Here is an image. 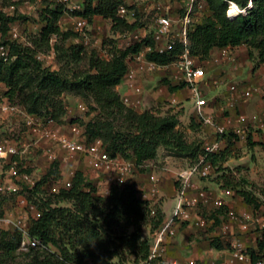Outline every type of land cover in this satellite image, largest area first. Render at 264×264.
Masks as SVG:
<instances>
[{
	"label": "trees",
	"instance_id": "16d2710c",
	"mask_svg": "<svg viewBox=\"0 0 264 264\" xmlns=\"http://www.w3.org/2000/svg\"><path fill=\"white\" fill-rule=\"evenodd\" d=\"M6 6L15 5L13 0H3ZM34 2L35 0H21ZM211 16L195 25L189 35L190 50L201 61L208 60L214 49L236 48L247 45L257 49L264 60V0H207ZM229 2L246 12L234 20L227 17ZM251 4V6H250ZM126 0H85V16L91 24L99 16L110 20L115 31H133L136 26L119 17L118 13ZM129 9V8H128ZM69 13L64 4L47 6L41 11L43 27L27 46L10 40L11 24L19 18L0 12V48L7 47V59L0 57V95L12 103H18L27 113L51 116L61 124L66 116L64 92L94 96L100 114L86 123V132L92 139L100 138L112 156H122L135 163L144 172L143 166L156 159L160 147L176 156L196 162L203 150L187 142L179 130V114L156 117L151 112L137 113L125 106L117 87L122 84L127 71V58L137 53L142 45L129 46L111 57L103 58L94 50L90 54L84 47L74 46L67 50L58 43L76 37L73 31H64L60 19ZM55 48L64 58L78 62L89 61V70L81 75L67 77L59 71L43 67L39 53ZM149 60L166 65L173 58L166 55L148 54ZM2 87L5 92L1 94ZM185 87L169 86L170 92ZM121 118L123 126L116 128ZM193 122V119H192ZM191 127H193L191 125ZM217 155L211 157L216 165ZM54 166H58L55 162ZM121 188V189H120ZM247 204L255 210L259 204L245 192H239ZM57 201L72 204L73 208H52L44 202L38 218L30 224L29 234L40 241V246L31 249L30 264H126L125 254L134 257L133 264H149L152 238L143 236V223L150 222L155 232L164 222L165 214L160 209L151 216V202L142 200L134 184L114 186L107 197L98 194L95 185L82 171L72 178V187L62 189L55 195ZM258 214V213H257ZM131 229V230H130ZM23 235L19 230L0 234V257H10L19 251ZM217 249L222 247L213 241ZM51 247L60 256L51 254ZM260 253L264 250V232L258 241ZM50 255L47 256V254ZM255 258L253 251L250 252ZM120 258L114 263L113 259Z\"/></svg>",
	"mask_w": 264,
	"mask_h": 264
},
{
	"label": "rangeland",
	"instance_id": "374dc122",
	"mask_svg": "<svg viewBox=\"0 0 264 264\" xmlns=\"http://www.w3.org/2000/svg\"><path fill=\"white\" fill-rule=\"evenodd\" d=\"M12 2H15V5L6 6L5 2L0 0V12L19 18L16 22L11 24L8 38L27 46L32 45V39L38 36L44 25L40 18L41 11L47 6H55L60 3L58 0H35L34 2L13 0ZM68 2L69 4H84L82 0H69ZM155 2L158 1L126 0V5L129 8L128 22L134 24L136 28L130 32L115 31L112 29L110 20L99 18L90 24L86 33L87 39L75 31V20L73 15L66 13V18H73L74 23L73 28L67 31H73L76 37L65 42L58 41V43L64 50L74 46L84 47L88 54L95 50L97 54L103 58L107 56L111 57L114 53L119 52V50H124V48H128L129 46L140 44L138 43L137 37H141L144 44H150L152 42L155 22L157 16L160 14L154 7ZM202 2L205 6L198 12L196 25L204 22L211 16L207 0H202ZM162 4L169 6L172 14H174L176 18L183 14L184 3L181 0H162ZM177 25L176 23L175 30H177ZM52 42L53 45L51 50L39 53L40 61L44 68L51 71H59L67 77L88 72L89 61L86 57L78 62H73L68 58H64L62 53L56 50L55 38L52 39ZM241 48L245 56L244 64L246 68L245 70L243 69V76L239 77L238 81L235 80L232 84H244V86L252 89L254 91V96L248 102L250 103L249 106H255L257 102L260 101L264 109V60L260 57L257 49L250 48L247 45H241ZM213 59L212 57L211 60ZM173 76L170 69H160L150 74H144L140 79V85L144 89L143 105L140 109L132 110L139 114L151 112V114L160 118L168 114H179V130L185 135L187 142L200 146L203 150L205 143L214 141L216 135L212 128L204 126L195 118L193 103L190 102L191 98H189V96L183 101L173 100L175 96L169 91L167 85V83L175 82ZM209 81H213L212 83L215 84V78H211ZM242 81L243 83H241ZM247 82H253V84ZM4 92L5 88L2 87L1 94ZM117 92L123 103L122 97L124 92L121 89L118 90V88ZM156 96H159V99H155ZM212 97L213 96L207 97V99L210 100ZM216 98L217 99L212 102L214 105L213 113L217 118V122L223 123L228 116V113H225L222 109L226 104L225 99L222 98V96ZM63 100L67 109L66 116L61 123L64 126L67 125L68 122L76 119L82 122H89L97 118L100 114L99 110H96L98 104L92 95H80L67 90L64 92ZM80 103H83L89 108V113L84 114L78 110V105ZM16 104L18 103L16 102ZM237 113H240L238 109ZM191 125L193 127H191ZM121 126H123V121L119 118L118 122L115 123V127L117 129H122ZM249 136L248 134L247 140L239 138L234 133H230L226 136L224 147L222 151L217 154V158L215 159L216 165L214 166L212 174H210L208 178L195 179L199 187L198 191L205 192L209 197V201L205 204L202 203L197 210V212L201 213V215L209 221V226L206 229H201L200 232H196L194 236L198 234L202 242L207 243L205 249L208 250L207 254L210 255L211 261H214L212 264H224L226 260V255L222 252L220 253L216 249L213 241L217 240V243L219 240V242H221V236L218 235L221 234L219 227L222 225V218H226L227 208H230L225 205L220 209H214L213 206H210L213 198H222L225 202L230 201L229 203L233 204L231 207L233 209L236 207H243L244 205L251 206L252 212L255 214L259 213V215L264 218V146L252 140L250 141ZM5 140L11 143H20L19 145H22L24 142L33 143V137L24 127L21 115L0 118V143ZM20 162V172L28 174L32 182L26 183L21 180L17 181V186L20 188L19 195L0 194V234L2 232L12 233L15 230H19L14 223L11 222L6 224L3 222L4 219L13 220L15 222L17 220H22L25 228L29 232L31 221L33 218L39 217L40 209L44 202L50 203L52 208H73L70 203L57 201L55 195L62 190L64 180L71 179V174L79 171V168L83 170L82 163L84 159L74 158L68 161H58V166L56 167L54 163L50 162L44 155L42 144L41 146H32ZM193 163L194 160L178 157L172 151L160 147L156 159L147 162L146 165L143 166L144 172L136 168L134 177L127 181L125 185L112 184L110 188L114 186L124 187L128 184H134L135 186L137 184L143 188H147L153 183H157L159 186V194L150 204L151 209L154 210L151 216L154 215L155 210L160 209L164 212L165 218H167L170 216L175 204L176 194L173 193V191L174 189L176 191L177 187V174ZM0 170L5 171L3 175L5 182L11 181L7 174V164L0 163ZM84 174L87 179L95 185L100 196L103 198L108 196L105 195L104 191V186L107 183V176L102 170L95 168L94 172L87 171ZM146 175L150 176L149 180L144 179ZM57 186L60 187L58 193L54 191V188ZM163 189H169L171 191L168 193V191H164ZM239 192H245L250 199L258 203L260 206L259 209L255 210L253 204H247ZM19 196H24L28 203L34 206V209L31 211L21 207L18 203ZM183 226H189V223ZM250 228L251 231L248 234L251 236L255 233L262 234L264 232V228L262 229L257 225H251ZM153 235L154 231L152 230V224L149 221L143 223L144 238L150 240ZM237 236L245 243L246 235ZM229 237H232V235L230 234ZM179 238H182V234L178 235L176 242ZM225 242L229 249L230 244L226 239ZM257 245L258 241L254 243V246ZM29 252L17 251L10 257H0V264H30L32 257L29 256ZM250 252L251 250H249V253ZM51 254L60 256V253L53 247H51ZM48 255H50V253H48L47 256ZM125 258L128 260L126 264H133L134 257L132 255L126 253ZM120 260V258L115 257L113 262L118 263ZM85 264L92 263L90 260H87Z\"/></svg>",
	"mask_w": 264,
	"mask_h": 264
},
{
	"label": "built area",
	"instance_id": "2783aa9c",
	"mask_svg": "<svg viewBox=\"0 0 264 264\" xmlns=\"http://www.w3.org/2000/svg\"><path fill=\"white\" fill-rule=\"evenodd\" d=\"M47 1V0H39ZM64 4L68 12L73 15L75 20V31L87 39V30L90 23L81 13L84 12V4H69V0H58ZM154 3L156 10L160 12L157 16L154 31L152 34V42L144 44L142 38H138V43L142 45L141 49L132 54L127 62H136L137 70L142 73H153L160 69L175 68L176 79L184 83L191 92L194 100V112L197 120L204 126L213 129L216 139L211 143H205L203 153L199 159L188 168L177 174V187L175 195V204L173 214L170 218L164 220L162 225L154 232L152 237V245L149 253V264H160L167 252L169 240L173 239L177 234V227L184 224H192L199 229H206L209 221L201 214H197V210L202 203H207L209 197L205 192H199V187L195 182L197 178H208L214 171L211 157L220 153L224 147L225 137L230 133L236 134L239 138L247 140L249 134V121L245 114L236 113L235 117H231L230 113L237 112L241 103L249 102L254 96V91L250 88H240L238 85H231L228 89L229 95L222 108L228 113L225 122L218 123L214 113L207 112L209 101L204 95L202 85L206 82V68L204 62L194 56L190 50L189 35L194 29L197 22L198 12L204 8L202 0H181L184 3L183 14L176 18L172 14L170 7L162 4V0ZM251 5V4H250ZM237 8L238 14L232 16L231 9ZM245 9H241L233 2H229L227 17L234 20L239 15L245 13ZM119 17L128 21L129 9L122 6L118 13ZM177 30H175V24ZM148 54L166 55L172 61L166 65H160L149 60ZM9 49L7 47L0 48V57L7 59ZM39 60L40 57L38 56ZM129 63V64H130ZM128 64V65H129ZM136 78V69L128 68L125 79L133 81ZM217 85L219 81H214ZM264 82V79H263ZM137 95L142 94V88L136 87ZM123 104L133 110L141 108L142 101L140 98L132 99L129 95L122 97ZM78 110L81 113H89V108L80 103ZM21 115L24 127L33 137V143L24 142L11 143L10 141H2L0 143V163L7 164L11 181L5 182L3 175L5 171L0 170V194L19 195L20 188L17 181L21 180L31 183V177L20 172L21 160L24 155L34 145L43 144L44 155L52 163L60 161H68L74 158H82L91 168L102 170L107 176V183L104 186L105 195H109L111 185H125L136 171V165L133 161L122 156H112L106 149V146L100 138H90L86 132V123L78 119L68 122L67 125L57 123L51 116H40L27 113L20 105L12 103L5 96L0 95V118ZM234 121L239 127L234 125ZM45 144V146H44ZM75 173L71 174V179L64 180L62 189H70L72 187V178ZM139 196L142 200L153 202L159 194V186L153 183L148 188H143L136 184ZM55 192L60 191V187L54 188ZM18 203L23 208L33 210L34 206L28 203L24 196H19ZM212 206L214 209H220L226 205L222 198H213ZM36 219V218H33ZM6 224L14 223L19 231L21 230L23 238L19 251L29 252L40 246V241L31 238L28 230L25 228L22 220L4 219ZM237 226L238 232L232 237L231 226ZM251 225H257L264 228V218L259 213H242L239 214L233 209L226 212V221L221 225L222 237L230 244L229 256L224 264H264V253L253 258L249 253L246 245L237 235H246L251 231ZM171 264H200L196 260L187 262L173 261Z\"/></svg>",
	"mask_w": 264,
	"mask_h": 264
},
{
	"label": "crops",
	"instance_id": "0c3cea01",
	"mask_svg": "<svg viewBox=\"0 0 264 264\" xmlns=\"http://www.w3.org/2000/svg\"><path fill=\"white\" fill-rule=\"evenodd\" d=\"M85 2V0H82V2ZM69 18V17H68ZM66 18V15L62 16L60 19V25L64 31H67L70 28H73L74 23H73V18ZM102 17H95L94 20H97ZM93 20V21H94ZM126 48H124L125 50ZM131 56V55H130ZM130 56L127 58V62L130 58ZM214 58L211 60V58ZM244 53L241 48V46L236 47V48H223V49H214L211 52L210 58L208 60L203 61L205 68H206V76L205 80L206 82L202 85V89L204 92V95L207 97L213 96L212 99L208 100L209 101V107L207 108V112L213 113L214 112V105L212 102H214L217 98L216 97H221L227 100V97L229 95L228 89L231 85H234L235 80L238 81L239 77H242L244 74V70L246 68V65L244 64ZM130 63V62H129ZM128 63V64H129ZM216 63V64H215ZM134 68L136 69V78L133 81H129L124 78L123 82L121 85H119L117 88L118 90L121 89L124 93L123 96L129 95L132 99H138L140 98L142 101L141 107L143 105V95H144V89L140 85V79L144 74H150V73H142L137 70V63L136 62H131L128 65V68ZM170 69V72L174 75L173 78L175 79V82L167 83L168 89L169 86L175 87L180 85L181 83L176 79V69L171 67L167 68ZM244 69V70H243ZM162 70V69H161ZM243 70V71H242ZM215 78V81H218L217 85H214L209 79ZM245 81V80H243ZM243 81L241 83H243ZM211 82V83H207ZM230 83V84H229ZM249 84H253V82H247ZM221 85V86H220ZM240 88H249L247 86H244V84L239 85ZM136 87H141L142 88V94L139 96L135 92ZM170 91V90H169ZM223 91V92H221ZM172 95L175 97L173 98L174 101H183L186 100V98L189 96L191 98V103H193L194 107V100L192 99L191 92L189 89L185 86L182 89H179L175 92H172ZM159 97V96H158ZM157 96L155 99H159ZM189 103V102H188ZM243 104V105H242ZM250 103H241L238 106V112L245 114L248 118L249 125V140L259 143L261 146H264V109L263 105L259 102L255 106H249ZM235 113H230L231 117H235ZM195 115V112H194ZM196 118V117H195ZM225 122V120L223 121ZM234 125L236 127H239V124L234 121ZM207 127V126H206ZM83 170L79 168V171H82L83 173H86L87 171L89 172H94V169L91 168L86 161L82 163ZM149 175L144 176L145 180H149ZM164 180V179H163ZM148 188V187H147ZM166 189V187H165ZM164 191H168L170 193L171 190L167 189ZM174 189V187H173ZM173 193H176L175 189ZM230 202V201H229ZM228 201L226 202L227 207L229 206L230 208H227V211L233 206V204L229 203ZM212 206V204H210ZM236 206V205H235ZM174 207V206H173ZM239 214L242 213H254L252 212V207L248 205H244L243 207H236L233 209ZM173 214V210L167 218H170ZM199 215L201 213L197 212L196 215ZM165 218V219H167ZM226 221V218H222V223ZM196 229V230H195ZM219 230L221 231V227H219ZM201 229L194 227L192 224H189V226H178L177 227V235L169 240V244L167 246V252L165 255V259L160 263V264H171L173 261H180V262H187L190 260H196L199 263L202 264H212L214 261H211L212 259L210 258V255H208V250L205 249V245L207 244L206 242H202L201 238L198 237L199 235L194 234L196 232H200ZM238 232L237 226H231V235L233 236ZM250 233V232H249ZM182 234V238H179V240L176 239L178 238V235ZM220 235L219 237L221 238V242L218 240V244L222 247V249H217L220 253H224L226 255V258L229 256V249L227 248V245L225 244V239L222 237V233L218 234ZM246 234L245 237V245L248 250H251L254 252L255 257L261 255L264 253V250L260 253L259 247L254 246V243L256 241H260L263 238V233H255L249 235ZM244 236V235H243ZM217 241V240H216ZM253 243V244H252ZM252 256V254H251ZM238 264H245V263H238Z\"/></svg>",
	"mask_w": 264,
	"mask_h": 264
},
{
	"label": "bare ground",
	"instance_id": "6f19581e",
	"mask_svg": "<svg viewBox=\"0 0 264 264\" xmlns=\"http://www.w3.org/2000/svg\"><path fill=\"white\" fill-rule=\"evenodd\" d=\"M230 14H231L232 16H236V15L238 14V9H237V8H233V9H231Z\"/></svg>",
	"mask_w": 264,
	"mask_h": 264
}]
</instances>
